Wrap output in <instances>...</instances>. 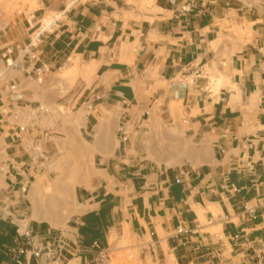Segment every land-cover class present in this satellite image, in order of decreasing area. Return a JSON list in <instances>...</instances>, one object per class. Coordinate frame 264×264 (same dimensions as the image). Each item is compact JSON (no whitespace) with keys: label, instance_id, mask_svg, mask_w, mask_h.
Masks as SVG:
<instances>
[{"label":"crops","instance_id":"crops-1","mask_svg":"<svg viewBox=\"0 0 264 264\" xmlns=\"http://www.w3.org/2000/svg\"><path fill=\"white\" fill-rule=\"evenodd\" d=\"M184 1L0 8V264L29 248L25 231L69 244L63 264H95L94 240L107 264H264V6L196 0L180 14ZM60 12L38 79L18 48ZM61 69L68 79L48 83ZM46 102L78 105L52 116ZM70 194L77 221L61 228Z\"/></svg>","mask_w":264,"mask_h":264},{"label":"built area","instance_id":"built-area-1","mask_svg":"<svg viewBox=\"0 0 264 264\" xmlns=\"http://www.w3.org/2000/svg\"><path fill=\"white\" fill-rule=\"evenodd\" d=\"M196 6H197L196 0H185L179 6L178 12L180 14H185L191 9L196 8ZM61 14L62 13L60 12L50 17L47 21L46 19H44L37 27V31L33 33V35L27 40L25 44H23L21 47L18 48V55L25 57L28 63H32L34 65L33 69L38 79L39 78L41 79L45 71V65L43 63L36 65L39 61V55H40L39 46L42 42V36L45 32L51 30L55 26ZM6 64L11 67H17L19 62L16 61L15 59H10L6 61ZM199 75H201V71L196 72V76ZM87 108H91V106L88 105ZM19 129L21 130L23 129V127H20ZM197 232L198 230L196 227L191 228L185 225H178L175 228V233L185 239H189ZM24 236L29 245L28 249L23 246H15L7 249L8 253L12 255L15 264H27L24 258L27 252H30V255L34 259H36V264H63L62 256L66 252L68 253L72 252V247L63 240H61L60 238H57L55 245H50L48 248H41L35 245L34 237L30 232L25 231ZM232 239L238 240L239 235L233 234ZM91 247L95 249L94 263L107 264L108 263L107 249L104 246H102L98 240H94L91 243Z\"/></svg>","mask_w":264,"mask_h":264},{"label":"rangeland","instance_id":"rangeland-1","mask_svg":"<svg viewBox=\"0 0 264 264\" xmlns=\"http://www.w3.org/2000/svg\"><path fill=\"white\" fill-rule=\"evenodd\" d=\"M234 1L236 3H238V4H242V1H245L249 5H255V8H258V7L260 8L261 6H264V0H234ZM8 2H10V0H0V8L3 9V10H5L8 7H10V3H8ZM67 5H69V4H67ZM54 15L55 14H52V15H49V16L45 17L46 21L50 17H52ZM5 30H7V29H5ZM36 31H37V27L32 28L30 30V35H29L28 39ZM51 31H53V28L51 29ZM49 32H50V30L47 31V34H49ZM11 53H15V50H11ZM83 76L84 77H81L80 76V78H79V82L80 83H84L83 81H87L89 79V77L87 75V72L85 74H83ZM53 77L54 78H51L52 80L48 81V83L49 82H52L53 83L54 81H56L57 84H61L62 82H65L66 79H68V74H67L66 70L61 69V70H56ZM87 92H88V90H82L81 88L78 91L75 92V96H78L79 95L78 103H81V102H83L85 100L83 97L87 94ZM72 93H73V91L72 92L68 91L65 86L64 87L62 86L61 91L57 92V94L59 96H61L62 98L68 97ZM52 95H53V92H52ZM44 105H46L48 107L45 110H48L49 112H51V115L52 116H55V115L57 116V115H68L69 113H71L72 111L75 110V108L77 107L78 104H75L73 108H71L70 106H68V107L60 106L58 104H56V105H53V104L49 105L47 102ZM40 110H44V108H42ZM50 200H53V198L50 197ZM51 205H53V204H51ZM74 205L75 204H74L73 197H72L71 194L64 197V201L62 203H60L59 206L62 208V212L65 213V214H67V215H66L65 218L64 217H61L60 220H57V222L59 223L58 224V227L64 228L67 225L75 224V221H77V220H76V217L73 216V207H74ZM52 209H53V207L51 206V210ZM215 259H216L215 260L216 262L219 260L218 258H215ZM225 262L222 263V264H225ZM238 264H244V262H239Z\"/></svg>","mask_w":264,"mask_h":264},{"label":"bare ground","instance_id":"bare-ground-1","mask_svg":"<svg viewBox=\"0 0 264 264\" xmlns=\"http://www.w3.org/2000/svg\"><path fill=\"white\" fill-rule=\"evenodd\" d=\"M54 224V223H53Z\"/></svg>","mask_w":264,"mask_h":264}]
</instances>
